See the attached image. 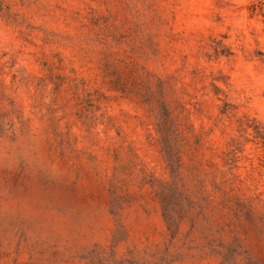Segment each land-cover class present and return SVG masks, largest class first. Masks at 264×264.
<instances>
[{
  "label": "rangeland",
  "instance_id": "rangeland-1",
  "mask_svg": "<svg viewBox=\"0 0 264 264\" xmlns=\"http://www.w3.org/2000/svg\"><path fill=\"white\" fill-rule=\"evenodd\" d=\"M0 264H264V0H0Z\"/></svg>",
  "mask_w": 264,
  "mask_h": 264
}]
</instances>
